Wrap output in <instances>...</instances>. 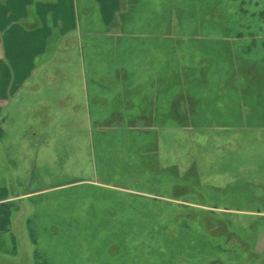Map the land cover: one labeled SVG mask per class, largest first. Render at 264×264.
I'll return each instance as SVG.
<instances>
[{
    "label": "rangeland",
    "instance_id": "rangeland-1",
    "mask_svg": "<svg viewBox=\"0 0 264 264\" xmlns=\"http://www.w3.org/2000/svg\"><path fill=\"white\" fill-rule=\"evenodd\" d=\"M143 1L169 8L133 22L149 28L146 60L161 43L165 52L134 72L122 66L159 77L164 127L127 128L145 108L115 97L108 41L95 57L109 64L84 73L105 89L101 105L89 96L99 112L40 97L46 118L32 101L0 122V138H50L0 158V189L15 197L0 264H264V0ZM64 51L36 62L33 94L80 83Z\"/></svg>",
    "mask_w": 264,
    "mask_h": 264
},
{
    "label": "crops",
    "instance_id": "crops-1",
    "mask_svg": "<svg viewBox=\"0 0 264 264\" xmlns=\"http://www.w3.org/2000/svg\"><path fill=\"white\" fill-rule=\"evenodd\" d=\"M152 9L156 10V16H165L167 15L165 11L169 8L165 6L160 8L156 3L148 4L143 0H0V122L2 126L4 127L3 123L8 120V116L20 120L21 110L32 101L35 103L33 111L41 115L39 119L46 118L47 113L43 112L46 106L43 103L46 104L47 101L36 102L41 99L40 97L49 98L50 103L47 107L51 106V101L54 105L65 106L66 102L62 104V100L71 98L67 101L69 106L78 108L81 105L82 111L86 109L99 112L96 108L98 104L91 101L97 97L101 105V101H104L103 90L105 89L101 88L102 85H99L95 78L94 80L84 78V73L95 74V64L99 66L109 64L106 62L102 64L100 60L97 62L99 58L95 57V52L103 51L102 44L108 41L110 45L107 43V47L112 51V57L116 59L110 62L111 69L108 70L117 82L115 97H120L121 106L140 105L145 108V111H140L145 115L141 114L133 119L134 122L140 121L143 124L139 126L133 122L127 128L164 127L163 124H158L161 119L158 116L155 117L156 113H154L162 109L158 104L157 87L153 85L159 77L146 71L130 75L124 69L127 66L134 72V69H137L135 66H144L148 62L155 63L156 55L165 52L164 43H161V46H156L157 54L151 56L150 60H146L149 55V28L133 24L135 18L147 17L149 15L147 11ZM130 23L133 26L129 25ZM162 30L160 29L159 32ZM102 37H105L104 40L101 39ZM127 39L129 43H125ZM64 49L73 50L76 54L80 74L77 75L75 72L70 74L66 71L61 73H64V76L70 75L71 81L77 75L80 83L75 88H62L60 94L53 90L39 93L41 94L39 96L33 94L30 82L37 73L36 62L48 56L51 51L53 54L50 61L54 60L58 52H61V57H65ZM141 52H144L143 60L140 56ZM122 56L126 57L128 62L123 61ZM63 62L65 63L64 60ZM122 65L125 67L123 68ZM87 82L91 85L88 86ZM137 85L142 86L139 98L131 95ZM122 91L131 93L126 95ZM86 96L87 101H85ZM89 96L92 97L91 101ZM34 98L37 100L35 101ZM116 98L109 107L118 106ZM149 114H153L151 120L148 118ZM87 124V128H90L89 122ZM88 136L90 140V135ZM49 140L50 138L45 137L44 134L42 136L39 134L32 140L0 138V158H4L6 154H16V152L18 155L20 153L24 155V151L21 152L20 147H16L21 146L24 141L38 148L39 144L46 147ZM4 141L7 145L11 144L13 148H5ZM14 198V196H7L6 192L0 189V232L10 229L11 222L8 219L11 216V205L6 203Z\"/></svg>",
    "mask_w": 264,
    "mask_h": 264
}]
</instances>
